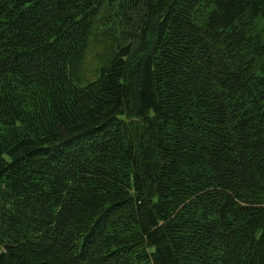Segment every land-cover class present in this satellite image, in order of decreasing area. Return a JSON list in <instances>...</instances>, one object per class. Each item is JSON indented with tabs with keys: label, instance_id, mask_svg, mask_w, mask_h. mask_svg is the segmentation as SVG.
I'll use <instances>...</instances> for the list:
<instances>
[{
	"label": "trees",
	"instance_id": "trees-1",
	"mask_svg": "<svg viewBox=\"0 0 264 264\" xmlns=\"http://www.w3.org/2000/svg\"><path fill=\"white\" fill-rule=\"evenodd\" d=\"M262 20L264 0H0V264H264Z\"/></svg>",
	"mask_w": 264,
	"mask_h": 264
},
{
	"label": "rangeland",
	"instance_id": "rangeland-1",
	"mask_svg": "<svg viewBox=\"0 0 264 264\" xmlns=\"http://www.w3.org/2000/svg\"><path fill=\"white\" fill-rule=\"evenodd\" d=\"M264 25V20H262ZM90 37L89 46L83 57V63L78 75V80L87 82L96 77L98 68L108 61L106 39H103L98 32Z\"/></svg>",
	"mask_w": 264,
	"mask_h": 264
}]
</instances>
